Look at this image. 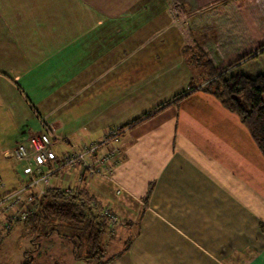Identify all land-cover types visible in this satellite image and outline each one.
<instances>
[{"label":"crops","instance_id":"crops-1","mask_svg":"<svg viewBox=\"0 0 264 264\" xmlns=\"http://www.w3.org/2000/svg\"><path fill=\"white\" fill-rule=\"evenodd\" d=\"M248 1L0 0V170L8 166L14 178L16 166L23 168L5 155L28 126L37 128L31 107L58 138L79 149L101 143L108 130H121L117 184L101 177L85 183L100 208L107 203L126 217V231L144 210L130 250L112 264H216L230 256L231 244L251 238L253 226L259 232L264 195L220 159L227 154L220 141L227 145L229 138L200 116L193 121L196 100H182L198 91L178 97L193 83L191 71L205 74L199 51L220 66L226 49L241 47L228 26L231 17L246 18ZM184 67L192 81L187 89ZM152 111L156 115L131 125ZM198 123L208 126L204 139L180 132ZM234 145L233 158L249 162ZM62 150L55 147L57 154ZM66 172L69 180L59 184L75 188L77 172ZM26 181L25 175L20 182ZM129 203L139 214L132 215ZM12 228L0 242V261ZM119 232L117 226L110 238ZM255 249L246 264H264V246Z\"/></svg>","mask_w":264,"mask_h":264},{"label":"trees","instance_id":"trees-1","mask_svg":"<svg viewBox=\"0 0 264 264\" xmlns=\"http://www.w3.org/2000/svg\"><path fill=\"white\" fill-rule=\"evenodd\" d=\"M254 2V1H253ZM250 6L247 5L248 11L253 15L256 13V8L260 5L256 1ZM251 8V10H250ZM248 13L246 18L234 16L231 17L228 31L230 37L238 38L241 47L236 50L226 49L224 59L220 66L216 65L208 55L199 51L198 62L200 66L205 69V74L199 82L193 81L188 91L183 92L178 98L183 99L189 92L203 91L212 94L218 98L222 105L230 112L236 114L241 123L248 130L249 135L256 144L264 158V72L257 75H247L241 69L243 63L259 59L260 56L264 61V41H262L264 32H254L256 30L255 22L248 21ZM253 24L252 35L257 34L258 37H248L245 28ZM235 25V26H234ZM239 26L240 33L236 35V28ZM230 28V30H229ZM264 67V66H263ZM184 96V97H183ZM179 99V100H181ZM167 104V103H166ZM161 105L158 109L165 107ZM153 111L149 114L142 116L140 119L134 121L131 125H136L155 114ZM79 177L77 172V178ZM86 181V177L84 178ZM78 184V183H77ZM76 184V185H77ZM62 191L50 190L40 199V208L34 214L30 215L25 221L26 224L38 225L39 229L46 225L66 224L71 226L75 231H80L84 235V242L87 247V257L84 259L90 262L91 259L95 260L97 264H112L115 260L126 254L132 245L133 240L129 238L125 242V246L121 251L113 255L105 256V241L110 238V223L107 217L101 216L99 212L91 206L95 203L88 197L86 192L85 183L79 187H71L76 190L73 193H65L64 187ZM152 187L149 189L145 201L149 200ZM144 210L141 212L137 224L140 225L143 218ZM52 224L48 232H40L38 239L32 242L36 247L30 251L31 254L26 255L29 260L23 264L33 263V254L40 250L41 241L43 239L54 237L55 234L59 238L64 239L72 244L73 255L76 259L79 257L82 246L76 243V238L81 236L75 234L74 236L62 235L57 226ZM45 228V227H44ZM259 229L264 235V223L259 224ZM33 241V240H32Z\"/></svg>","mask_w":264,"mask_h":264},{"label":"rangeland","instance_id":"rangeland-1","mask_svg":"<svg viewBox=\"0 0 264 264\" xmlns=\"http://www.w3.org/2000/svg\"><path fill=\"white\" fill-rule=\"evenodd\" d=\"M257 3L261 2V5L259 8H256V13L251 14L250 11H248V21L249 22H255L256 30L253 28V24L246 27L245 32L249 35L253 34L252 30L254 29V32L260 33L264 32V0H255ZM251 5L252 0H249ZM254 3V2H253ZM251 22V23H252ZM250 35V36H251ZM258 37L257 34L252 35V37ZM262 41H264V36ZM263 57L260 56L259 59H255L252 61H246V63H243L241 66V69L244 73L247 75H257L261 72H264V61L261 60ZM194 68V67H193ZM192 68V69H193ZM190 69L188 67L183 68V86L184 88H188L190 82H192L189 78L187 79L188 75L190 74ZM192 77L194 78V83L199 82L202 77V70L200 69H194L191 71ZM195 99L196 101L191 105L193 108V112L198 115H194L193 121L199 116L201 119L206 121L208 124L215 125L220 132H222V136L224 135L226 138H229V142L227 145L220 141V144L226 149V153L223 157H221V160H226L225 165L229 164L231 167V170L241 176V177H249L252 181L256 182L257 187L261 190V194L264 195V158L257 148L256 144L252 140L251 136L249 135L248 130L245 128V126L241 123L239 117L227 110L221 103V101L216 98L215 96L205 93L202 91H198L192 95H190L189 98H186L182 100L183 104H186L188 101ZM156 100V99H154ZM153 112V111H152ZM144 113V112H143ZM140 113L138 116H140ZM148 114V113H147ZM186 117L184 118L183 124L186 123ZM198 128L189 129L188 132L183 131L181 128L180 132L186 133L188 136H193L198 139H204V132H207V125L199 126ZM203 132V134H202ZM221 135V134H220ZM207 136V135H206ZM210 142V141H209ZM242 151L241 154L246 157V161H238L233 158V155L229 153L230 151V145L235 148V145ZM55 151V147L53 148ZM23 165V168H21L20 165L16 166V170L14 174V178L9 176V168L8 166H4L0 170V180L2 182L6 183L8 189H18L22 185H24L25 182H20L22 178L25 179V175L23 173V170H25L26 166L24 163H21ZM228 166V165H227ZM32 171L35 170L34 165H30ZM120 167V166H119ZM118 169V168H117ZM255 170L258 174H255ZM67 170L63 171L65 173ZM67 173V172H66ZM115 174L116 170L113 174V180H108L109 182H112L114 184L116 183L115 180ZM260 175V177H258ZM67 177V176H66ZM64 177L65 179H60L57 174H53L51 181L52 183L63 182L69 180V178ZM100 177V176H99ZM103 178V177H101ZM63 180V181H62ZM20 182V183H19ZM249 183V182H248ZM41 184V183H40ZM251 184V183H249ZM63 185H66L63 182ZM71 185V183L69 184ZM62 186V185H61ZM64 187V186H62ZM123 189H118L117 193L120 194ZM101 199V198H100ZM99 197L96 200H100ZM100 201H98L99 203ZM106 206L110 207L109 204L105 203ZM111 208V207H110ZM129 209L133 210V214L138 212V206L136 204L129 203ZM115 210V209H114ZM142 212V211H141ZM140 212V215H141ZM139 214V213H137ZM137 214L135 216H137ZM115 215L118 219V227L120 229L119 234L116 238H109L105 241V256L109 257L113 255L114 253L118 252L120 249H122L125 246V242L131 238L134 240L137 236L138 232V226L137 223L133 224L129 230L126 231V229L123 227L121 228V223L129 222L126 220V217H123L119 212L115 210ZM134 217V216H133ZM121 221V222H120ZM130 223V222H129ZM54 224V223H52ZM51 225H46L39 229L38 225L33 224H26L25 222H16L12 226L11 233L6 238V250L1 257L0 264H23L25 261L29 260L26 258V255L31 254L30 251L33 250L36 245H33L32 242L37 241L40 239L38 237L40 232H48ZM57 226L59 232L62 235H68V236H74L75 234L80 235V238H76V243L80 244L82 246L80 253L78 254L81 259H76L73 256V246L68 241L59 238L57 234H55L52 239H50V242L45 243V246L43 249L38 253L33 254V263L32 264H97V262L93 259L90 260V262H87L84 257H87V247L84 242V235L80 234V231H75L71 226L66 224H54ZM255 231L252 233L251 238L248 237V240L245 242H242L237 245L231 244V255L226 254V256H223L222 258H216V264H246L248 261L251 260L255 256V248L261 249L264 246V235L261 233L260 229L259 232L255 226ZM114 235V234H113ZM110 235V236H113ZM261 235L263 236L261 238ZM115 239V240H114ZM33 240V241H32ZM35 240V241H34ZM42 242V241H41ZM40 242V243H41ZM45 242V241H44ZM55 246V247H54ZM234 246V248H233ZM240 246V247H238ZM236 247V248H235ZM109 248V249H108ZM256 250V249H255ZM225 252V251H224ZM264 260V257L262 258Z\"/></svg>","mask_w":264,"mask_h":264},{"label":"built area","instance_id":"built-area-1","mask_svg":"<svg viewBox=\"0 0 264 264\" xmlns=\"http://www.w3.org/2000/svg\"><path fill=\"white\" fill-rule=\"evenodd\" d=\"M31 108L37 128L33 130L28 126L19 135L15 148L5 155L10 160L24 163L26 168L23 171L27 176V181L21 188L11 192L6 191L4 183L0 181V223L3 222L0 242L11 230L13 224L25 221L39 210L40 199L48 191L53 189L62 191L58 181L52 183L53 174L63 179L65 170L70 173L78 172L77 187L80 188L88 179L94 177L100 176L113 180V174L122 162L119 146L121 130H108L101 143H91L79 149L70 141L58 138L53 125L33 107ZM56 146L63 147L60 154L53 150ZM101 147H104L105 151H101ZM31 164L35 167L34 171L30 167ZM63 191L65 193L76 192L70 186L64 187ZM25 193H28L27 196ZM91 206L101 216L109 219L110 233L115 234L118 226L115 212L108 207L100 208L96 203H92Z\"/></svg>","mask_w":264,"mask_h":264}]
</instances>
